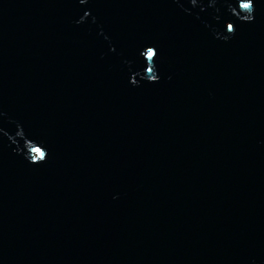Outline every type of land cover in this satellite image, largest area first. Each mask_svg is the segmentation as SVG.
Listing matches in <instances>:
<instances>
[{
    "label": "water",
    "instance_id": "obj_1",
    "mask_svg": "<svg viewBox=\"0 0 264 264\" xmlns=\"http://www.w3.org/2000/svg\"><path fill=\"white\" fill-rule=\"evenodd\" d=\"M241 2L0 0V264H264Z\"/></svg>",
    "mask_w": 264,
    "mask_h": 264
},
{
    "label": "snow or ice",
    "instance_id": "obj_2",
    "mask_svg": "<svg viewBox=\"0 0 264 264\" xmlns=\"http://www.w3.org/2000/svg\"><path fill=\"white\" fill-rule=\"evenodd\" d=\"M240 6L245 9L249 14L245 16V20L251 21L252 20V15L251 10L253 9V0H242ZM228 30L232 33L234 31L233 25L228 24L227 25ZM144 59H147L148 61H153L156 58L157 52L154 50L153 47L149 46L141 53ZM156 79H152V82H155ZM38 156L43 157L42 159H37L33 161L32 163H37V162H43L46 159V154L43 152H40L38 150Z\"/></svg>",
    "mask_w": 264,
    "mask_h": 264
},
{
    "label": "clouds",
    "instance_id": "obj_3",
    "mask_svg": "<svg viewBox=\"0 0 264 264\" xmlns=\"http://www.w3.org/2000/svg\"><path fill=\"white\" fill-rule=\"evenodd\" d=\"M231 33V32H230Z\"/></svg>",
    "mask_w": 264,
    "mask_h": 264
}]
</instances>
